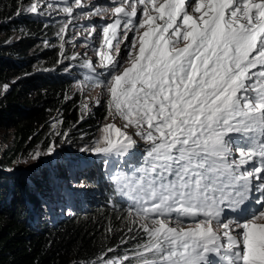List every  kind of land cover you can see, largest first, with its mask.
<instances>
[{"label": "snow or ice", "instance_id": "obj_1", "mask_svg": "<svg viewBox=\"0 0 264 264\" xmlns=\"http://www.w3.org/2000/svg\"><path fill=\"white\" fill-rule=\"evenodd\" d=\"M113 2L97 53L100 84L124 128L149 144L134 168L114 177L148 238L135 257L141 264H264V211L251 207L253 192L264 207V0H195L191 13L186 0ZM141 7L122 65L120 26L127 40ZM27 11L38 13L39 4ZM62 11L71 17L74 8ZM84 66L95 71L91 61ZM103 131L82 151L135 154L131 135L114 124ZM54 151L50 145L47 154ZM185 219L192 225L183 227Z\"/></svg>", "mask_w": 264, "mask_h": 264}, {"label": "trees", "instance_id": "obj_2", "mask_svg": "<svg viewBox=\"0 0 264 264\" xmlns=\"http://www.w3.org/2000/svg\"><path fill=\"white\" fill-rule=\"evenodd\" d=\"M27 3L0 0V128L13 130L0 156V264H91L126 254L135 264L144 239L129 228L133 201L114 179L125 175L116 154L76 161L95 145L106 108L83 113L70 84L100 76L67 50L60 56L59 24L46 10L27 12ZM50 145L61 159L14 168Z\"/></svg>", "mask_w": 264, "mask_h": 264}, {"label": "rangeland", "instance_id": "obj_3", "mask_svg": "<svg viewBox=\"0 0 264 264\" xmlns=\"http://www.w3.org/2000/svg\"><path fill=\"white\" fill-rule=\"evenodd\" d=\"M118 2V0H117ZM39 4V14H42L43 10H46L45 16L51 20H54L57 24H59L60 28V36L61 28L68 24V27L65 30L64 35V43L63 48H61V39L58 47L60 48V56L67 50L68 53L72 57H78L80 59V66L91 76H100L98 81H91L81 77H75L74 81L70 84V94L75 93L80 99L82 104V112L86 113L89 110H92L94 107L101 106L106 108V116L101 122V126L99 128L97 138L95 141V145L98 141H100L102 135H105L103 131L104 126L108 124H114L117 128H120L121 131H125L128 135H131L133 139L136 141L135 154L133 156H129L125 158L124 156H117V167L120 166V169L125 172L128 168H134L136 164L142 160V154H144L149 148L148 142L142 140L139 136L136 135V129L132 128H124V124L126 123L119 115L114 114V109L110 110L108 105L109 93L107 91V85L101 86L100 81L103 74V69L100 67V59L97 55L98 51H103L101 48L102 43V29L106 26V23L112 22V13L111 8L117 6L116 2L113 0H81L82 7H75V0H28L27 9L33 4ZM187 5L195 4V0H186ZM51 5V7L49 6ZM66 6H72L74 8L73 15L69 17L66 13L62 11V9ZM193 9V8H192ZM28 12V11H27ZM31 13V12H30ZM190 13V12H189ZM143 17V8L138 9V15L136 18H133V23L135 27L132 28L128 33V39L124 40V29L123 24L120 26L119 37L120 41L123 43L120 46V58L121 64L128 60L129 49L131 48V41L133 37L137 36V28L139 27L140 19ZM69 21H71L69 23ZM126 22V21H125ZM95 29L94 34L89 37L87 36V32ZM139 31H144V29H139ZM79 34V35H77ZM115 43V41H114ZM112 55H115V48L112 50ZM91 61L93 68L92 69L85 67L84 65ZM106 76V74H104ZM110 76H106V79H110ZM114 140L116 139L115 133H113ZM13 140V130L12 129H1L0 128V156L2 151L12 143ZM94 145V146H95ZM93 146V147H94ZM115 154V153H114ZM56 155L61 159L60 149L55 148V151L52 155H48L47 151L43 152L42 155L38 157L36 160L24 161L22 166L15 165V169L17 168H28L34 165H38L40 163L48 162L49 160H56L54 158ZM60 155V156H59ZM85 156V157H80ZM96 156L90 151H81L78 152L76 156V161L85 160V158L90 159ZM106 156V155H102ZM65 162H71L72 159H64ZM65 214L70 213L69 210L63 209ZM264 211V210H263ZM174 218V217H173ZM224 222H229L228 219H225ZM241 223L243 221H240ZM193 221L191 219H185L183 221L182 226L188 227L192 225ZM175 226V225H173ZM235 227V224H233ZM129 228L134 232H138L144 239V245L147 242V235L144 231L139 227V220L135 216L130 215L129 217ZM235 234V233H234ZM141 245V246H142ZM142 251V249H139ZM125 256H129V254L121 255V256H109L105 257L104 255L98 256L94 259L91 264H106L108 260H116L122 259ZM130 258V257H129ZM151 259V257H148ZM137 263L141 264L140 259H137ZM127 262V261H126ZM125 262V264H126Z\"/></svg>", "mask_w": 264, "mask_h": 264}, {"label": "bare ground", "instance_id": "obj_4", "mask_svg": "<svg viewBox=\"0 0 264 264\" xmlns=\"http://www.w3.org/2000/svg\"><path fill=\"white\" fill-rule=\"evenodd\" d=\"M194 7V4L193 5H188V11L191 13L192 12V8Z\"/></svg>", "mask_w": 264, "mask_h": 264}]
</instances>
